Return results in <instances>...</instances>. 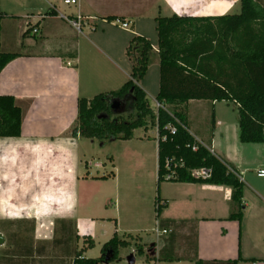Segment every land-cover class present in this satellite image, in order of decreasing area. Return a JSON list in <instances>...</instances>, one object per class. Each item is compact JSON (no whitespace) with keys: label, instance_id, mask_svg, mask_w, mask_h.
Returning <instances> with one entry per match:
<instances>
[{"label":"crops","instance_id":"obj_1","mask_svg":"<svg viewBox=\"0 0 264 264\" xmlns=\"http://www.w3.org/2000/svg\"><path fill=\"white\" fill-rule=\"evenodd\" d=\"M60 2L0 0V52L17 56L0 71V95L12 96L22 113L20 137L0 139V228H34L36 235L41 208H47L45 215H53L59 208L63 218L55 221L64 222L60 227L75 228L77 239L82 240L90 235L80 234L71 215L73 199L68 189L73 177L70 152L64 151L67 143L79 139L70 135L77 100L117 91L129 79L132 64L126 50L133 37L146 39L157 51V17L223 16L238 9L239 0H77L70 7ZM50 9L56 15L45 17ZM61 15L82 18L85 26L78 32ZM108 17L112 21L106 20ZM117 22L128 24V28ZM37 24L36 35L28 32ZM154 65L158 70L149 81L144 77ZM146 75L138 85L147 102L148 96L155 102L159 88L155 60ZM206 102L212 107L210 125L204 115ZM218 103L189 101L184 112L188 132L205 144L202 134L209 128L206 145L242 178L241 227L228 220L237 210L229 187L174 183L173 196L162 194L161 203L169 208L160 220L187 223L172 225L163 236L172 231L178 256L196 257L208 264H264V179L255 173L264 168V144H241L236 118L219 115ZM193 112L202 114V119H196ZM154 140L157 157L156 134ZM33 243L18 246L25 254L20 261L0 254V264H32ZM163 247L164 242L160 248L156 246V258L146 263L194 264L156 261Z\"/></svg>","mask_w":264,"mask_h":264},{"label":"trees","instance_id":"obj_2","mask_svg":"<svg viewBox=\"0 0 264 264\" xmlns=\"http://www.w3.org/2000/svg\"><path fill=\"white\" fill-rule=\"evenodd\" d=\"M55 15L53 9L44 14L45 17ZM112 19L106 18L108 21ZM38 26L35 25L28 32ZM155 32L156 52L152 50L149 41L142 37H133L129 42L126 50L129 61L137 51L134 52V48H138L139 56L131 63L129 79L120 89L98 94L90 100H77V114L70 135L103 143L130 140L135 130L146 132L150 127L156 129V192L159 184L164 181L229 187L231 201L237 210L229 215L228 220L237 221L241 227L244 211L243 183L223 159L211 154L188 132L183 110L189 101L232 103L237 110L239 142L264 144V0H239L238 14L157 17ZM15 57V54L0 52V71ZM153 60L159 66V88L155 102L162 106L156 111L150 108L145 92L138 85ZM130 90L133 95L132 109L135 111L133 117L113 121L99 117L102 114L109 116V102L122 99ZM21 119L22 113L14 98L0 95V139L19 138ZM167 127H173L174 133ZM193 146L197 147L195 151L192 150ZM169 159L172 161L166 167L165 162ZM198 169L209 170V177H194L192 172ZM160 201L157 196L156 218H159L161 208L166 205H161ZM68 223L74 224L70 221ZM157 223L159 231H167L172 225H185L187 222L160 220ZM62 226L64 235L68 232L75 234V228ZM172 234L170 231L163 240L164 247L159 251L156 261L208 264L196 257L178 256L173 250L175 242ZM131 239L136 243L138 255L143 256V247L137 242L139 238H132L130 234L122 237L114 234L102 246L100 256L91 259L83 254L93 248V240L90 236H83L82 247L75 254L72 264H103L107 254H110L107 263L113 262L118 258L119 250L132 243Z\"/></svg>","mask_w":264,"mask_h":264},{"label":"rangeland","instance_id":"obj_3","mask_svg":"<svg viewBox=\"0 0 264 264\" xmlns=\"http://www.w3.org/2000/svg\"><path fill=\"white\" fill-rule=\"evenodd\" d=\"M238 12L239 7L232 14H238ZM157 70L154 65L148 75L146 71L144 78L151 81L152 72L155 74ZM148 104L152 110H156L155 102L149 96ZM206 107L208 110L205 112L203 110L201 113L204 112L207 123L210 125L212 107L207 102ZM217 112L230 120H234L237 115L236 106L228 102H219ZM193 113L196 119L200 117L202 119V114ZM155 134L156 129L150 127L147 132L135 130L133 137L126 141L115 140L102 143L96 139H73L70 145L66 144L64 151L68 149L70 152L73 177V183L68 189L73 199L72 205L70 204L71 215L78 224L80 234L90 235L94 243L93 248L84 254L87 258L97 259L102 246L116 233L118 237L130 234L132 238H139L138 243L152 240L158 247L161 246V241L165 240V235L156 234V221L164 217L169 206L162 207L159 218H156L155 201L157 196L160 199L164 198L162 194L173 196L175 185L173 182H161L158 193L156 192ZM210 134L209 128L202 134L205 144L206 141L208 143ZM95 163L99 166H95ZM46 211L47 208L44 206L40 210V228H36L38 229L36 235L34 228H0L3 239L0 254L9 255L13 257V260L20 261L25 254L24 250L18 246H27L31 242H36L33 243L35 252L31 258L32 264H72L75 254L82 247L81 237L77 239L72 232L63 234L59 223L55 221L63 218L59 208L53 215H45ZM179 213H184L181 206ZM53 224L54 228H52ZM55 240H61V242L57 243ZM78 241H80L79 244ZM131 242L134 241L131 239ZM128 251V249H120L118 258L109 264H122L119 263L120 257L128 254ZM136 264L154 263H146L144 257L139 256Z\"/></svg>","mask_w":264,"mask_h":264},{"label":"water","instance_id":"obj_4","mask_svg":"<svg viewBox=\"0 0 264 264\" xmlns=\"http://www.w3.org/2000/svg\"><path fill=\"white\" fill-rule=\"evenodd\" d=\"M138 51V48H134L133 51ZM135 52L134 55L131 57L130 61L131 63H134L139 56L138 52ZM132 103H133V95H132V90L129 91L127 95H125L122 99L120 100H112L109 102V109L110 113L109 116L107 115H100V118H109L110 121L116 120L117 118H123L126 119L131 115H135V111L132 109ZM151 241V242H150ZM149 242H141L139 243L143 247V257L144 259H150L153 260L156 258L157 253H156V246L155 242L150 240ZM3 243L2 236L0 235V245ZM163 244V241H161V246ZM160 246V247H161ZM159 247V248H160ZM128 254H126L123 257L122 264H136L137 262V257L139 256L136 250V243L132 242L128 246ZM110 254H107L105 257L104 263L108 262Z\"/></svg>","mask_w":264,"mask_h":264},{"label":"built area","instance_id":"obj_5","mask_svg":"<svg viewBox=\"0 0 264 264\" xmlns=\"http://www.w3.org/2000/svg\"><path fill=\"white\" fill-rule=\"evenodd\" d=\"M61 3L64 5V6H67V7H70V6H75L76 3H77V0H60ZM64 21H66L73 29H75L76 31L80 32L81 30V27L82 26H85V23L83 24V22H85L82 18H74V19H71L70 17H66V16H63L61 15L60 16ZM119 26L123 29H127L128 28V24L126 23H119ZM31 33L33 35H36L37 34V30L36 29H33L31 31ZM155 108L156 110L158 108H162L161 105L159 104H155ZM167 129L171 132V133H174V128L173 127H167ZM156 140L158 141V137H157V132H156ZM195 140L204 148H206L211 154H214L213 152V149L211 147H208L206 144H203L201 141H199L198 139L195 138ZM197 149L196 146H193L192 147V150L195 151ZM172 160L169 159V160H166L165 162V166L168 167L170 162ZM209 170H206V169H198V170H194L192 172V175L196 178H202V179H205V178H208L209 177ZM256 177L257 178H260V179H264V168H261V169H258L256 172ZM236 177L239 179V181L241 182L242 181V178H240V176L238 174H235ZM170 177V176H168ZM167 233V231H161L159 232V230H156V234L159 236V235H165Z\"/></svg>","mask_w":264,"mask_h":264}]
</instances>
